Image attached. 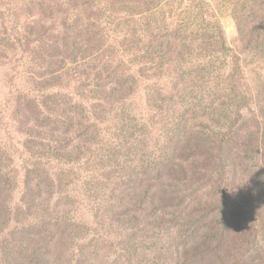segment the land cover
<instances>
[{"label": "rangeland", "instance_id": "374dc122", "mask_svg": "<svg viewBox=\"0 0 264 264\" xmlns=\"http://www.w3.org/2000/svg\"><path fill=\"white\" fill-rule=\"evenodd\" d=\"M261 23L264 0H0V264H264ZM231 126L218 187L177 185L186 139Z\"/></svg>", "mask_w": 264, "mask_h": 264}, {"label": "trees", "instance_id": "16d2710c", "mask_svg": "<svg viewBox=\"0 0 264 264\" xmlns=\"http://www.w3.org/2000/svg\"><path fill=\"white\" fill-rule=\"evenodd\" d=\"M262 23L254 25L252 29L253 31L250 34L251 36H257L258 39H262V37L264 38V24L262 25ZM258 26H263L261 31L260 28L258 29ZM144 64L145 62L141 63L140 65ZM166 66H169V63L160 62L156 64L155 69L156 71H160L163 73L162 69ZM236 68H239L238 65H236ZM173 72L178 73L179 71L174 69ZM180 74L184 75V72H180ZM135 84L136 81H133V87H130V89L134 88ZM262 85V92H264V81ZM118 86H121V84H119ZM233 90H235V88ZM231 129L232 130L229 132V134H224L221 140L213 141L215 142L213 143L215 145L214 148L208 147L207 136L204 135L206 133L200 132L197 134L198 142H196L197 144L194 147H192L190 139H186L185 145L181 149V153H179L177 160L173 162L174 167L177 168V172L173 176L177 185L184 184L185 186H187V184L191 185L192 182H194V185L203 184L206 182L212 187V190H214L215 187H218L219 180H217L216 177L221 175L223 165H226L227 158H225V155L228 150L230 136L235 133L234 128L232 127ZM208 139L210 142L209 137ZM203 144H206V146ZM185 151H187L188 153H185ZM161 164L162 165L159 164V166L157 167L155 171L156 174L159 175L160 173L165 172L168 177L172 178L170 170L163 162ZM157 185H159L158 180L149 183L150 188L147 191L149 195H153L152 192ZM215 196L216 195L210 196V198L213 199ZM214 237L222 239V242L219 241V247L223 246L222 243L226 244L227 240H225L224 234H218L211 235L202 239L203 244H201V246H206V244L209 245V242H212L214 240Z\"/></svg>", "mask_w": 264, "mask_h": 264}]
</instances>
